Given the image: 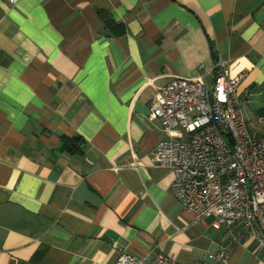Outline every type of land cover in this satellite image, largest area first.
I'll return each instance as SVG.
<instances>
[{
	"label": "crops",
	"instance_id": "crops-1",
	"mask_svg": "<svg viewBox=\"0 0 264 264\" xmlns=\"http://www.w3.org/2000/svg\"><path fill=\"white\" fill-rule=\"evenodd\" d=\"M218 57L264 139V0H0V264H264L242 225L197 221L154 163L155 91L212 84Z\"/></svg>",
	"mask_w": 264,
	"mask_h": 264
},
{
	"label": "built area",
	"instance_id": "built-area-1",
	"mask_svg": "<svg viewBox=\"0 0 264 264\" xmlns=\"http://www.w3.org/2000/svg\"><path fill=\"white\" fill-rule=\"evenodd\" d=\"M17 4L19 0H9ZM228 61L218 57L198 80L175 79L155 91L149 118L165 136L154 153L158 167L172 170L174 197L197 220L213 227L242 225L264 249V139L250 135L238 91L241 77H231ZM126 167L139 170L138 160ZM114 248L117 243H114ZM209 263L229 264L225 253L209 254ZM121 254L115 264H145ZM153 264H180L157 253Z\"/></svg>",
	"mask_w": 264,
	"mask_h": 264
},
{
	"label": "trees",
	"instance_id": "trees-1",
	"mask_svg": "<svg viewBox=\"0 0 264 264\" xmlns=\"http://www.w3.org/2000/svg\"><path fill=\"white\" fill-rule=\"evenodd\" d=\"M99 19L100 21L105 25L106 28L114 31L116 35H121L123 31L118 29V26L116 25L114 19L108 15L107 13L104 12H99Z\"/></svg>",
	"mask_w": 264,
	"mask_h": 264
}]
</instances>
